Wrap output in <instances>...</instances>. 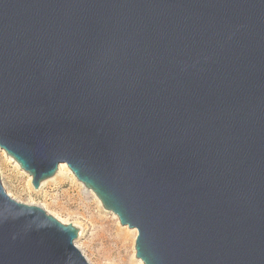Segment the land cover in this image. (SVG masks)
<instances>
[{"label":"water","instance_id":"water-1","mask_svg":"<svg viewBox=\"0 0 264 264\" xmlns=\"http://www.w3.org/2000/svg\"><path fill=\"white\" fill-rule=\"evenodd\" d=\"M0 147L145 264H264V0H0ZM77 236L0 175V264H90Z\"/></svg>","mask_w":264,"mask_h":264},{"label":"rangeland","instance_id":"rangeland-1","mask_svg":"<svg viewBox=\"0 0 264 264\" xmlns=\"http://www.w3.org/2000/svg\"><path fill=\"white\" fill-rule=\"evenodd\" d=\"M0 175L11 197L43 207L78 228L75 244L90 264H142L136 255L137 229L123 225L69 167L57 170L36 189L32 175L0 147Z\"/></svg>","mask_w":264,"mask_h":264},{"label":"bare ground","instance_id":"bare-ground-1","mask_svg":"<svg viewBox=\"0 0 264 264\" xmlns=\"http://www.w3.org/2000/svg\"><path fill=\"white\" fill-rule=\"evenodd\" d=\"M69 167L67 164H60L59 165V168H58V170H59V172H61L62 171V169H63V167ZM70 168V167H69ZM126 228V227H125ZM136 229V228H135ZM127 234V233H126ZM127 237V236H126ZM141 262H142V264H145L142 260H141Z\"/></svg>","mask_w":264,"mask_h":264}]
</instances>
